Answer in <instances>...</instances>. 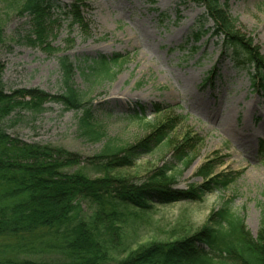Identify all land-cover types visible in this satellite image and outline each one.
<instances>
[{"label": "rangeland", "instance_id": "1", "mask_svg": "<svg viewBox=\"0 0 264 264\" xmlns=\"http://www.w3.org/2000/svg\"><path fill=\"white\" fill-rule=\"evenodd\" d=\"M23 2L0 0V63L5 67L3 82L8 91L37 89L60 95L58 51L76 64L84 57L114 55L122 61L112 78L98 80L82 75L80 69L74 78L75 88L91 102L94 126L103 137L100 141H90L79 129L81 112L54 102L47 103L38 115L23 112L14 116L6 127L9 135L89 159L106 143L118 148L134 146L173 122L174 142L187 134L200 140L187 160L176 162L172 148L164 145L119 172L121 176L142 184L159 169L175 167L181 175L172 187L186 192L204 185L199 172L213 162L216 172L236 174L237 180L228 190L212 191L199 202L180 201L149 213L119 209L122 216L101 217L100 222L97 209L83 203L82 212L58 235L0 239V259L69 263L75 260L67 245L74 239L76 225L96 218L97 240L108 253V262L115 264L153 242L170 243L195 235L225 202L244 218L256 238L264 213V95L253 90L247 72L236 69L223 53L222 37L212 35L214 23L203 19V4L193 0H85L86 7L80 12L86 28L70 26L72 19L61 17L49 39L58 51L49 53L27 44L31 26L30 18L20 14ZM59 2L70 6L74 0ZM221 2L228 4L235 31L251 40L264 59V0ZM196 27L202 36L197 43H188V49L197 48L188 56L178 48ZM239 57L244 58L241 53ZM215 69L212 88L203 82Z\"/></svg>", "mask_w": 264, "mask_h": 264}, {"label": "trees", "instance_id": "2", "mask_svg": "<svg viewBox=\"0 0 264 264\" xmlns=\"http://www.w3.org/2000/svg\"><path fill=\"white\" fill-rule=\"evenodd\" d=\"M193 1L205 7L203 19L214 23L212 35L222 37L223 53L236 69L247 72L253 90L264 95V59L258 49L252 47L251 40L235 31L227 2ZM83 7H86L85 0H74L70 6L59 0H24L20 14L30 18L31 26L27 44L49 53L57 52L49 42L55 25H60L61 17L65 16V20L72 19L70 26L74 23L86 28L80 12ZM197 30V27L193 29L178 48L188 56L197 51V48H187L189 42L200 40L202 33ZM61 54L64 53L58 51L56 59L62 93L56 96L37 89L8 91L3 82L5 67L0 63V239L58 235L69 227L76 213L82 212L83 203L97 209L95 216L100 222L101 217L122 216L119 209L149 213L155 207L180 201L199 202L206 194L228 190L236 182V174L216 172L213 162H208L199 172L205 180L204 185L186 192L172 187L181 175L175 167L159 169L142 184L121 176L119 172L134 167L141 157L164 145L172 148L176 162L187 160L188 152L193 151L200 140L187 134L174 142L172 135L176 126L173 122L162 125L134 146L118 148L106 143L98 155L89 159L9 135L6 127L14 116L19 117L23 112L38 115L46 110L47 103L54 102L67 110L81 112L79 129L90 141L103 138L94 126L88 105L91 102L75 88L74 78L79 69L82 75H93L98 80L112 78L122 57H84L76 64L70 56ZM214 73L216 69L208 74L203 84L213 87L211 75ZM158 112L161 111L158 109ZM90 171L96 176L91 177L87 173ZM108 207L111 211L106 210ZM96 218L91 223L82 220L76 225L72 233L74 239L67 245L75 260L69 263L0 259V264H110L108 253L95 234L98 231ZM115 264H264V213L259 235L254 238L244 218L233 210L230 202H225L195 235L170 243L153 242Z\"/></svg>", "mask_w": 264, "mask_h": 264}]
</instances>
